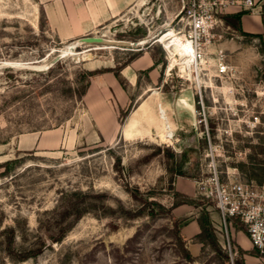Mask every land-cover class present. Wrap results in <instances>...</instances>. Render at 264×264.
Segmentation results:
<instances>
[{"label":"rangeland","instance_id":"obj_1","mask_svg":"<svg viewBox=\"0 0 264 264\" xmlns=\"http://www.w3.org/2000/svg\"><path fill=\"white\" fill-rule=\"evenodd\" d=\"M103 2L0 0V264H231L225 234L213 226L216 251L193 238L196 257L183 229L204 212L217 219L198 185L213 157L223 180L264 169L263 40L241 32L238 15L222 16L224 30L197 67L157 42L167 29L187 33L180 0H130L117 17L91 19ZM75 20L87 31L60 37ZM87 37L108 48L65 56L75 43L78 53L92 49ZM145 54L157 77L143 94L150 72H139L130 106L118 112L120 125L132 112L126 140L106 142L85 104L89 74L115 76Z\"/></svg>","mask_w":264,"mask_h":264},{"label":"built area","instance_id":"obj_2","mask_svg":"<svg viewBox=\"0 0 264 264\" xmlns=\"http://www.w3.org/2000/svg\"><path fill=\"white\" fill-rule=\"evenodd\" d=\"M262 0H180L182 8L180 21L187 33L183 36L191 43L194 52L191 62L198 67L203 61L209 45L217 36V31L224 30L222 16L237 15L244 12H254ZM227 67L219 60L217 71L226 73ZM223 172L219 170L214 157L209 163L208 176L198 185L201 194L214 203L217 219L213 226L221 233L227 242L224 249L230 255L231 264L237 256L235 247L231 244V230L236 223L244 227L251 246L264 251V181L248 180L237 174L222 179Z\"/></svg>","mask_w":264,"mask_h":264},{"label":"crops","instance_id":"obj_3","mask_svg":"<svg viewBox=\"0 0 264 264\" xmlns=\"http://www.w3.org/2000/svg\"><path fill=\"white\" fill-rule=\"evenodd\" d=\"M130 6V0H104L99 10H92L91 19L96 20L99 17L104 16L107 11H113V17L119 16L125 8ZM240 15L239 28L241 32L245 34L254 35L262 38L264 44V0L261 1L259 8L254 12H244L237 14ZM49 19L52 21L54 17L49 13ZM54 23V21H52ZM65 23L59 29L60 37H69L72 35L80 36L89 28L88 23H81L75 20L74 27H68ZM264 58V54H263ZM105 66V65H102ZM159 66L148 55H140L137 59L129 63L128 66L121 70V77L126 81L125 85H122L120 80L112 74H104L98 77L92 78L91 85L84 97L85 104L89 112L91 113V119L93 125L98 130L102 139L106 142H113L118 137L124 138V129L126 122L130 118L132 112L127 118L125 124H119V111L127 109L131 104L130 89H136L138 87V74L141 71H149L150 82L147 84L146 89L143 90V94L150 91L148 86L154 83V78L157 77ZM131 69V72H126ZM127 73V74H125ZM174 124V123H173ZM171 128V126H170ZM177 189L182 186L181 192L191 196L194 194V190L187 188L186 184L176 182ZM180 191V190H179ZM212 220L214 217L211 218ZM216 219V218H215ZM200 233V228L197 220H192L184 229L183 235L188 242V249L194 256H198L201 251V245L192 243V239ZM232 239L234 241V247L237 253L242 250L244 253L239 255V259L242 264H264V257L253 255L255 250L244 231L236 224L231 230ZM238 255V254H237Z\"/></svg>","mask_w":264,"mask_h":264},{"label":"trees","instance_id":"obj_4","mask_svg":"<svg viewBox=\"0 0 264 264\" xmlns=\"http://www.w3.org/2000/svg\"><path fill=\"white\" fill-rule=\"evenodd\" d=\"M237 18H238V21H239L240 15H238ZM263 53H264V51H263ZM132 61H134V60H131L130 62H127L122 67V69L125 68L126 66H128L129 63H131ZM122 69L120 68L119 72L115 73V76L117 78L120 77V74H121L120 71ZM94 76H95V74H92V73L89 74V83H90V80ZM89 83L86 86V88H85V90L83 92V95H85V93L87 91V88L89 87ZM129 115H130V111H129L128 114L125 115V117H127ZM257 171H261V172L263 171V172H262V174H258ZM250 179L251 180H256V181H258L260 183L263 182L264 181V169L261 170V169H258V168H253V172L251 173ZM59 213H60L61 216H63L66 219L70 218V219H74L75 220V217L77 219H80L82 216H84L86 213H89V212H59ZM197 223H198L199 228H200V233L196 237H194V239L197 240V243H201L203 246H206V245L211 246L213 249H215V251L217 249H219L218 248L219 247L218 246V241H217V239L215 237V234H214L215 230L213 228V224H212V221H211V218H210L209 214L207 212H204V213L200 214V217H198V219H197ZM236 225L239 226L240 228L244 229V227L241 224L236 223ZM63 237L60 236V237H58V239H54V238L51 237L50 240L58 243V242L62 241ZM40 249H41V246H38V247L34 248L31 251L35 252V251H39ZM242 253H244V252L242 250H240L238 252V255H240ZM252 254L256 255V256L264 257V251L261 252L259 250H254L252 252ZM27 255H25L20 261L24 262L27 259H29V256H27ZM186 258L189 261H193L194 260V258H192L189 254L186 255ZM229 259H230V257L227 255V260H229ZM234 264H242V261L236 256L234 258Z\"/></svg>","mask_w":264,"mask_h":264},{"label":"bare ground","instance_id":"obj_5","mask_svg":"<svg viewBox=\"0 0 264 264\" xmlns=\"http://www.w3.org/2000/svg\"><path fill=\"white\" fill-rule=\"evenodd\" d=\"M144 2L141 3V5L143 4ZM167 27V26H166ZM174 32L170 29H167L166 33H164L162 36H160L157 40V42L159 44H165L166 46H164L165 49L169 50L172 48V47H176L177 48V51L178 52V57H181V59H187L189 58V62L191 61L190 57H191V54L194 52V49L192 48L191 46V43L190 41L187 39H185L183 36L182 37H176L175 35H173ZM144 43V42H143ZM141 45V44H140ZM74 46L76 47V43L75 45H69V47H67V49L65 50V56H78V55H81L86 52H91V50L93 51V49H96V50H103V49H107L108 47L107 46H99V45H91L90 47L92 49H86L84 50L83 52L81 53H78L76 51H74ZM172 50V49H171ZM137 51V50H136ZM82 58V56H81ZM48 59V58H47ZM92 57L90 55H88L87 57L84 58V60L86 61H89L91 60ZM44 61V60H43ZM177 59H175L174 62H176ZM186 61V60H185ZM42 63V62H41ZM141 109H143V106H141L138 110V112L141 111ZM169 133V132H167Z\"/></svg>","mask_w":264,"mask_h":264},{"label":"water","instance_id":"obj_6","mask_svg":"<svg viewBox=\"0 0 264 264\" xmlns=\"http://www.w3.org/2000/svg\"><path fill=\"white\" fill-rule=\"evenodd\" d=\"M82 41L89 44V45H93V44H98V43L103 42V39L100 37H87V38H83ZM72 49H74V48H72Z\"/></svg>","mask_w":264,"mask_h":264}]
</instances>
